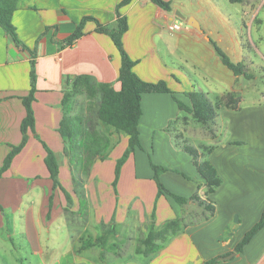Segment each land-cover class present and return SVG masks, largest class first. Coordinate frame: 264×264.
<instances>
[{
  "label": "crops",
  "instance_id": "1",
  "mask_svg": "<svg viewBox=\"0 0 264 264\" xmlns=\"http://www.w3.org/2000/svg\"><path fill=\"white\" fill-rule=\"evenodd\" d=\"M122 1L19 0L11 21L20 44L14 43L0 27V167L11 148L22 141L21 123L26 116L22 100L34 89L31 102L34 129L28 130L24 147L0 177V207L16 213L23 196L27 198L21 212L23 250L33 261L36 257V264H205L211 260L216 261L213 264H264V225L236 251L264 212V93L261 99L243 96L236 84L246 78L235 76L214 50V46L219 48L224 42L228 50H241L240 42L226 29L214 33L204 27L197 17L204 13V8H196V0H162L169 4V10L151 0H130L118 11L127 21V30L121 38L123 49L135 61L133 72L140 79L151 83L163 81L187 105L184 95L187 92H202L207 99L215 94L214 120L196 129L191 124L196 121L178 109L170 94H144L138 127L140 148L144 132L152 150L162 148L159 144H167L170 152L178 156L191 136L196 141H206L197 144L196 150L199 160L208 161L220 178L221 183L213 193L205 195L207 187L197 170L193 186L181 170L165 171L159 180L170 193L185 198L194 194L192 187L196 188L195 193L212 211L195 202L178 205L167 194L157 197L153 171L138 175L134 152L140 148L129 154L113 186L115 167L128 146V137L102 125L94 118L95 112L89 113L95 120L91 130L108 141L107 158L95 159L87 172L73 174L69 168V156L64 153L66 143L59 133L66 83L87 75L93 82L120 89V53L106 33L96 30L95 22L114 27L116 6ZM262 2L260 8H264ZM238 4L246 7L243 11L246 18L251 15L249 28L261 22L255 10L248 11V0ZM208 8V22L212 26L223 21L218 6L209 4ZM179 14L194 19L199 29L183 23L185 28L170 32L167 25L181 21ZM86 18L83 35L72 44H65ZM229 95L235 104L228 105ZM76 99L72 100L68 115L81 116L82 126L88 131V117L77 110ZM42 144H47L55 154L59 181L70 195L69 203L58 188L53 189ZM187 161L190 160L184 156L183 164ZM157 163L154 165L164 167ZM126 170H129L127 185ZM76 180L78 184H74ZM185 183L189 195L182 193L183 189L181 193H173ZM35 193L41 194L39 207L29 200ZM81 206L85 219L79 216ZM4 216L0 208L1 230L5 228ZM61 216L65 221L62 229L67 231L65 241L42 242L37 226L47 232L52 227L60 228ZM173 219L179 220L178 232L162 242L157 251L138 250L139 241L150 228L160 230ZM106 233L103 245L81 249L85 240ZM126 248L132 254L125 256Z\"/></svg>",
  "mask_w": 264,
  "mask_h": 264
},
{
  "label": "trees",
  "instance_id": "2",
  "mask_svg": "<svg viewBox=\"0 0 264 264\" xmlns=\"http://www.w3.org/2000/svg\"><path fill=\"white\" fill-rule=\"evenodd\" d=\"M19 0H0V27L8 35V37L16 44H20L16 33L15 27L12 24V14L16 10ZM155 4L159 5L165 10H169V4L162 0H151ZM230 3H240L242 0H228ZM130 0H123L116 6L117 20L114 27H108L96 23V30L101 33H106L113 41L115 47L120 53L121 65L119 69L118 80L120 82V89L114 90L110 84L93 82L90 76L79 75L74 79L68 80L66 83V92L64 93L62 106L64 109V116L62 118L59 133L65 144V154L69 156L70 163H76L77 172L85 171L91 166L95 159L105 160L107 158V149L109 147L108 141L95 130L85 131L82 124L83 118L79 115L70 116V105L72 100L78 95H85L87 99L86 110L92 113L93 107H95V118L104 125L112 127L115 132L124 134L128 137V146L123 153L122 157L118 159L115 167V179L113 186L116 185L120 168L126 161L127 157L135 148H140V132L139 122L142 116V95L144 94H156L167 93L170 94L176 103L180 111H184L191 115V117L200 124H208L213 121L216 116L215 107L208 101L206 96L199 91L187 92L185 97L188 99L189 105L184 104L175 94L170 91L168 86L163 82L157 83L146 82L140 79L134 72L133 67L135 61H133L128 54L124 51L122 45V35L127 30V21L124 16H121L118 9L126 5ZM83 20L76 30L64 41L65 44L70 45L76 39L83 35L82 27L85 23ZM214 50L220 58L222 64L226 66L235 76H243L246 79H250L251 76L245 70V66L242 63L232 62L227 55H225L217 46H214ZM35 62L31 61L32 70L30 72L31 82L35 81V72L33 69ZM34 89L30 90L28 96L23 98V105L25 107L26 116L21 123L22 141L19 145L13 146L3 161L0 167V177L10 167L13 158L24 147L27 140L28 130L34 129V117L31 108V102L33 100ZM97 100L96 104L95 101ZM227 103L235 104V99L232 96L227 97ZM88 121L89 120L88 118ZM46 157L44 164L48 170L49 177L53 182V189H59L66 199V202H70L69 193L62 187L59 181V167L55 157V154L46 146L42 144ZM191 157L193 165L195 166L199 176L204 180L207 187L206 196L213 193L216 188L219 187L221 181L216 174L215 169L211 164L204 160H199L198 150L185 145L183 148ZM202 149H207L202 148ZM71 166V165H70ZM154 173L153 180L157 186V197L162 194H167L172 197L178 205L188 204L189 202H195L199 205L205 206L206 210L212 211V207L202 200L197 193L185 198L170 193L160 182L159 176L167 171L165 167L150 164ZM71 168V167H70ZM52 199L49 198V208H51ZM49 217V212L47 213ZM264 225V212L260 221L245 235L243 240L236 247V251H240L242 247L249 242V240L257 233V231ZM180 227L179 220L173 219L166 222L160 230L155 227L150 228L146 237L139 241L138 250L143 248L144 253H152L157 251L162 242H164L169 236L178 232ZM106 233L104 236L97 237L95 239L85 240L81 246V249L91 247L95 244L103 245L107 238ZM216 263L215 260L206 262L205 264Z\"/></svg>",
  "mask_w": 264,
  "mask_h": 264
},
{
  "label": "rangeland",
  "instance_id": "3",
  "mask_svg": "<svg viewBox=\"0 0 264 264\" xmlns=\"http://www.w3.org/2000/svg\"><path fill=\"white\" fill-rule=\"evenodd\" d=\"M196 8L197 7H203L204 13L197 14L198 19L202 21V25L206 27L207 29L215 30L216 32H222L224 29L231 32L232 37L236 38L238 42H240V45L242 47L241 50H228L227 44L224 42V44H219V49L229 57L231 61H237L241 62L245 66V70L248 74H250V79H244L242 78L236 85L241 90V93L246 98H255V99H261L262 93H264V8H260L262 5V1L264 0H248V4H250L249 12L251 11V8L253 11L255 10V13L258 14L259 20L261 22L259 24L254 23L253 28H249V24L251 23V15L246 18L245 15H243V11H246V7H244L242 4L234 3L231 4L228 0H196ZM251 2V3H250ZM209 4H213L218 6L220 13L223 16V21L216 24L215 26H212L210 22H208L209 16H208V6ZM253 4V5H251ZM210 13V12H209ZM178 22H181L178 20ZM208 24L205 25L206 23ZM182 23V27L185 28L186 25ZM257 29V31H256ZM254 64V65H253ZM215 95V94H214ZM214 95H209V101L212 105L215 104ZM76 106L78 107L77 110L79 112H82V114L85 113L86 117L89 118L88 121V130H91L94 128V121L91 119L89 112L86 110L87 108V99L85 95L76 96ZM97 100L95 101L96 104ZM185 103V102H184ZM166 111H169L168 109ZM95 107H93L92 113L94 115ZM184 112V111H183ZM187 114V113H185ZM95 116V115H94ZM95 118V117H94ZM96 119V118H95ZM193 127L196 129L201 128V124H197L196 122L191 123ZM109 128V127H108ZM196 135V134H195ZM191 139L188 140L187 144L188 146L196 149L197 144L206 143V141L197 140L195 136H191ZM176 142H174L175 144ZM47 145V144H46ZM160 147L158 149L152 150L150 144L148 143V139L144 132H142V144L140 149H136L134 152V157L136 159V163L138 166V175H143L144 173H151L152 170L149 168L150 163L154 164L156 162L161 163V165H164V167L167 169V171H183V177L185 176L186 181H188V184L196 183V178L194 175L196 172V168L193 165L192 159L190 155L183 149L181 150L182 153L180 155H174L170 152L168 149L167 144H159ZM178 148V147H176ZM181 148V145H180ZM184 156L188 157L189 162L184 161ZM183 159V161H182ZM157 163V164H158ZM190 163V164H189ZM76 164H79L77 161L75 164L70 163L72 173L74 174L77 172ZM149 164V165H148ZM179 169V170H178ZM108 173H110V165L107 167ZM73 176V175H72ZM126 179L125 184H128V176H129V170H126ZM75 178V176H74ZM74 184H78V181H74ZM185 186H177L178 188L173 193H181L182 189L184 190L185 195H189L190 191H188L189 186L187 183H185ZM165 185V184H164ZM166 187V185H165ZM130 188H132L130 186ZM172 189V188H171ZM175 189V188H174ZM196 188L192 187V194L195 193ZM36 191V190H35ZM112 193L113 192H109ZM41 194H32L29 198V200H33L35 203V207H39L40 204V196ZM191 195V194H190ZM189 197V196H188ZM25 204H27V198L26 196H23V202L21 203L20 209L15 213L10 210H6L5 208H1L2 212L5 214L3 217V223L5 228L2 230L0 229V264H36L35 260L36 257H33L26 255L25 250H23V216L24 214L22 212V208H25ZM9 209L13 210L12 206ZM82 207V206H81ZM84 207H82V210L79 213V216L85 219L86 213L83 212ZM20 211V212H19ZM82 220V219H80ZM60 223V228L52 227L48 232L46 229L39 228V236L42 242L46 241L50 243H58L64 242L67 237V231L65 229H62L64 221V216H61V218L58 220ZM140 227V226H139ZM66 228V227H65ZM141 228H145L143 224H141ZM68 230V229H67ZM70 231V230H69ZM11 236V239H8L7 236ZM52 247H57L56 245H52ZM129 247L133 249V245L129 244ZM132 254V250L130 251L128 248H126L125 256ZM20 259V260H19Z\"/></svg>",
  "mask_w": 264,
  "mask_h": 264
},
{
  "label": "built area",
  "instance_id": "4",
  "mask_svg": "<svg viewBox=\"0 0 264 264\" xmlns=\"http://www.w3.org/2000/svg\"><path fill=\"white\" fill-rule=\"evenodd\" d=\"M167 28L170 32H178V31L183 29L182 23L181 22H175V21H173L172 23H169L167 25Z\"/></svg>",
  "mask_w": 264,
  "mask_h": 264
},
{
  "label": "water",
  "instance_id": "5",
  "mask_svg": "<svg viewBox=\"0 0 264 264\" xmlns=\"http://www.w3.org/2000/svg\"><path fill=\"white\" fill-rule=\"evenodd\" d=\"M178 18H180V20L183 22V23H186L188 24L189 26L193 27V28H197L199 29V26L198 24L196 23V21L192 18H185L184 16L182 15H178Z\"/></svg>",
  "mask_w": 264,
  "mask_h": 264
}]
</instances>
